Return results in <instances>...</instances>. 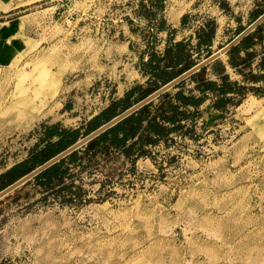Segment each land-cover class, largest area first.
<instances>
[{"label": "rangeland", "instance_id": "1", "mask_svg": "<svg viewBox=\"0 0 264 264\" xmlns=\"http://www.w3.org/2000/svg\"><path fill=\"white\" fill-rule=\"evenodd\" d=\"M54 1L31 7L33 39L0 43V167L21 156L41 123L77 124L109 86L100 77L71 88V79L104 55L101 40L113 38L132 3ZM263 5L191 0L188 23L213 19L215 50ZM246 84L254 91L213 122L206 113L185 121L132 163L96 156L98 167L72 177L79 197L27 186L0 202V264H264V79Z\"/></svg>", "mask_w": 264, "mask_h": 264}, {"label": "trees", "instance_id": "2", "mask_svg": "<svg viewBox=\"0 0 264 264\" xmlns=\"http://www.w3.org/2000/svg\"><path fill=\"white\" fill-rule=\"evenodd\" d=\"M154 3L156 7L161 6L159 0H155ZM263 11L264 5L259 9H252L248 23ZM244 26L238 24L234 34ZM214 29V20L207 19L195 29L194 43H191L189 38L169 41L161 54L148 48L146 59L139 58V68L142 73L147 74L145 83L134 84L122 96L111 99L106 106L83 123L73 127L61 126L57 122L41 123L39 135L28 149L26 156L0 171V189L196 63L201 54L203 57L208 55L211 52L209 45ZM255 44L261 46L259 59L256 62L259 72L258 70L253 72L250 67L257 53L254 49ZM225 54L226 62L241 74L242 82L229 79L228 74L223 72L224 68L220 59L216 58L209 65L218 73L219 82L207 79L204 76L207 64L202 65L170 89L160 92L86 142L39 170L3 195L0 202L8 198L16 199L22 190L26 194L27 186L38 187L41 192L47 191L53 195L62 191L64 192L62 196L67 195L65 196L67 199L81 196V188L72 182V177L77 176L78 170L90 165L92 161L93 167H98L100 164L98 165L95 160L96 156H100L103 163H106L118 155H123L132 163L136 157L149 154L145 146L154 145L160 139L165 140L169 133L185 126L187 120L194 122L195 117L200 114L197 106L206 97L204 90H211L214 94L211 105L219 109L220 113L226 111L229 105H237L245 91L255 89L253 85L246 84L248 81L264 79V19L232 44ZM185 79L194 81L193 86L199 90L198 95L181 90ZM173 88L175 89L172 91ZM189 105L192 109L188 108ZM188 129L190 128L186 127L181 133ZM74 167H77L76 171L73 170ZM64 178L69 180L63 185L61 181Z\"/></svg>", "mask_w": 264, "mask_h": 264}, {"label": "crops", "instance_id": "3", "mask_svg": "<svg viewBox=\"0 0 264 264\" xmlns=\"http://www.w3.org/2000/svg\"><path fill=\"white\" fill-rule=\"evenodd\" d=\"M36 1L38 0H0V43L1 41H9L11 43L13 42L14 45H17V43L21 45L23 42L31 40L32 37L29 36V31H31L33 22H30L31 19L29 18L34 12L30 9L35 5ZM190 1L191 0H159L161 6L158 8L154 3L155 0L127 1L131 2L132 6L129 9V13L125 14L127 16H123L124 21L112 27L113 31L111 36L113 38L105 39L104 41L101 40L102 43L98 46L101 49L100 53L104 55H102L99 60H94V62H84L86 64H83V72L81 73L82 75L79 76L80 78L76 77L73 80L71 79V88H76L78 86L77 82L86 78H89V80H96L101 77L102 80L109 82V86L106 90L101 91L102 95L99 96L100 101L98 105L91 106L88 104L89 113L77 124L71 125L72 127L83 123L86 119L97 113L106 106L111 99L122 96L123 93L134 84L145 83L144 81L147 74L141 72L139 68V58L146 59L148 48L161 54L169 41L189 38L191 43L195 42V29L202 25L203 22L198 27L188 23ZM60 5L62 6V2L55 0L52 6L58 8ZM19 9L25 12L13 15V13L19 11ZM247 24L248 22L245 25ZM215 31L216 22L214 32ZM234 35L235 34L221 45H217L215 50L229 41ZM254 49L257 53L254 55L250 67L252 71H260L256 67L261 49L260 44H255ZM213 51L214 50H211V52ZM223 55L224 58L220 59L224 68L223 72L228 74L229 79L242 82L241 74L230 67L226 62L225 52L216 58ZM200 56V59H202V54ZM211 61L206 63L204 76L207 79L219 82L218 73L209 65ZM76 69H78V67ZM193 85V80L185 79L181 90L184 92L190 91L198 95L199 90ZM174 89L175 88H173L172 91ZM204 91H206V97L197 106V109L200 111L199 118L203 116V113H206L209 115L211 122H213L214 117L219 115L220 110L211 105V101L214 98V94L211 90ZM77 93H79V91H67L63 96L72 97L73 94L77 96ZM73 104L74 102H72L71 99V109L73 108ZM68 105L69 104L64 103V107ZM229 107L230 105L227 110H230ZM188 108L192 109V106L189 105ZM36 139L37 137L25 147L20 157L1 166L0 171L24 158L28 149L33 145Z\"/></svg>", "mask_w": 264, "mask_h": 264}, {"label": "water", "instance_id": "4", "mask_svg": "<svg viewBox=\"0 0 264 264\" xmlns=\"http://www.w3.org/2000/svg\"><path fill=\"white\" fill-rule=\"evenodd\" d=\"M263 19H264V11L262 13H260L251 22H249L247 25H245L239 32H237L229 41L224 43L222 46H220L219 48H217L216 50H214L210 54L204 56L202 59H200L199 61H197L196 63H194L193 65H191L190 67H188L187 69H185L184 71H182L181 73L176 75L175 77H173L170 80L166 81L165 83H163L162 85H160L159 87H157L156 89H154L153 91H151L150 93H148L147 95L142 97L141 99H139L136 102L132 103L131 105H129L128 107L123 109L121 112L115 114L114 116H112L111 118L106 120L105 122L101 123L96 128H94L93 130L89 131L87 134H85L82 137L76 139L73 143H71L70 145H68L67 147L62 149L61 151L57 152L53 156L49 157L44 162L40 163L39 165L35 166L34 168H32L28 172L24 173L20 177L16 178L11 183H9V184L5 185L4 187H2L0 189V198L3 195L7 194L9 191H11L13 188L17 187L18 185H20L21 183H23L24 181L29 179L32 175L37 173L39 170H41L45 166H47L50 163L54 162L55 160H57L58 158L62 157L63 155H65L66 153L71 151L72 149L78 147L82 143L86 142L88 139H90L91 137H93L94 135H96L97 133H99L100 131H102L103 129L108 127L109 125L113 124L115 121H117L118 119L122 118L123 116H125L126 114L131 112L132 110L136 109L138 106H140L144 102L152 99L153 97L158 95L160 92H162V91L168 89L169 87L173 86L175 83H177L179 80H181L185 76H187L190 73L196 71L202 65H205L209 61H211L214 58L218 57L220 54L224 53L232 44L236 43L244 34L249 32L250 30H252L254 28V26L257 25L258 23H260Z\"/></svg>", "mask_w": 264, "mask_h": 264}]
</instances>
